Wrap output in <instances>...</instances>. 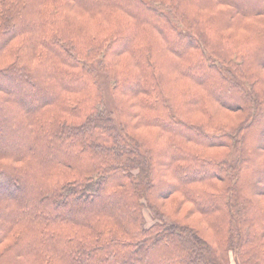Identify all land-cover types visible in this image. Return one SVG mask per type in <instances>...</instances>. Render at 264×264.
Returning a JSON list of instances; mask_svg holds the SVG:
<instances>
[{
	"label": "trees",
	"instance_id": "1",
	"mask_svg": "<svg viewBox=\"0 0 264 264\" xmlns=\"http://www.w3.org/2000/svg\"><path fill=\"white\" fill-rule=\"evenodd\" d=\"M0 264H264V0H0Z\"/></svg>",
	"mask_w": 264,
	"mask_h": 264
},
{
	"label": "rangeland",
	"instance_id": "2",
	"mask_svg": "<svg viewBox=\"0 0 264 264\" xmlns=\"http://www.w3.org/2000/svg\"><path fill=\"white\" fill-rule=\"evenodd\" d=\"M98 72V76H99V82H101L102 86L105 88V94L107 95V98L109 99L111 96H110V84L108 83V81L106 80V77L105 75L100 72L99 70H97ZM109 109L112 111V109H114V106L112 105V100L109 104ZM113 112V111H112ZM113 116H115L114 112H113ZM234 117L233 114H231V118ZM169 205H166V208H168ZM145 216L147 218V222H151L152 219H151V216L149 214V212L146 210L145 211Z\"/></svg>",
	"mask_w": 264,
	"mask_h": 264
}]
</instances>
